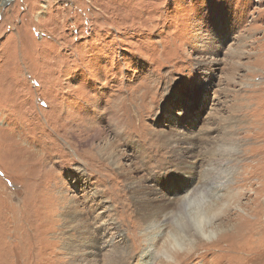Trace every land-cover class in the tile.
<instances>
[{
    "label": "rangeland",
    "instance_id": "rangeland-1",
    "mask_svg": "<svg viewBox=\"0 0 264 264\" xmlns=\"http://www.w3.org/2000/svg\"><path fill=\"white\" fill-rule=\"evenodd\" d=\"M195 190L216 237L154 263L264 264V0H0V264H142Z\"/></svg>",
    "mask_w": 264,
    "mask_h": 264
},
{
    "label": "bare ground",
    "instance_id": "bare-ground-1",
    "mask_svg": "<svg viewBox=\"0 0 264 264\" xmlns=\"http://www.w3.org/2000/svg\"><path fill=\"white\" fill-rule=\"evenodd\" d=\"M7 1H9V0H3V4L7 3ZM197 191H199V190L193 191L192 195H190L189 197H186V198H181L180 200H177V199L174 200L173 198L170 199V198L166 197L167 199L164 198L163 203L160 204L159 208L155 212L145 214L144 220L146 222L144 221L145 222L144 224H146L147 227L145 229L148 232V234L145 236L146 237L149 236V239H148L149 242H148V246H144L146 248L141 252V255H140L142 264H155L154 263V259H155L154 258V256H155L154 255V249L152 248V246L154 244V239L156 237H159L157 235H161V234H159V232L161 231L162 226H164V225H167V224L171 225V223H174V226H172L173 232L170 236H168L167 241L164 244L166 252L169 248L171 250H174V251H179V250L182 251L183 250L182 253L185 254V258L189 257L191 254L194 253L192 251L194 249L193 246L197 242H199V243L204 242V241H210L211 242V239L213 237H216L215 232H217V231H216V229L211 227L212 220L215 217H217V214H218V213L216 214L215 205L210 204V202L206 198L205 194L197 193ZM176 207L178 208V210L175 213L174 209ZM163 216H165L164 219H163ZM173 216H176V219L173 218ZM177 217H178V219H177ZM141 221H142V218H141ZM157 224H159V225H157ZM221 224L223 226L221 229V230H223L222 232L227 233L228 230L224 229V227L226 226L225 222L221 223ZM169 228H171V226H169ZM145 229H143V231ZM137 237H139V236H137ZM227 238H229L228 233H227ZM164 239H166V238H164ZM221 239L224 240V238H221ZM230 239H232V238H230ZM155 240H157V239H155ZM159 240H161V239H159ZM230 244L231 243H228V241L226 240L224 244H220L218 246V248L215 249V251L217 253L214 251V254H213L214 257L213 258H214V260H216L217 264H230V261H229L230 258H228V257H229L230 249L232 250V248H233V246L231 247ZM140 246H141V244H140ZM236 248H238V247H236ZM130 250L128 249V245H126V246L124 245V246L117 247V248L113 249L112 253L109 254V260H108L107 264H124L125 261H127V262L131 261L132 262V259L134 256L130 255ZM236 250L238 252L241 251L240 249H236ZM222 254H224V256ZM205 255H207V254H205ZM235 256L239 257L240 254L235 255ZM235 256H234V260L236 258ZM167 260L171 262V260H169V259H167Z\"/></svg>",
    "mask_w": 264,
    "mask_h": 264
},
{
    "label": "clouds",
    "instance_id": "clouds-1",
    "mask_svg": "<svg viewBox=\"0 0 264 264\" xmlns=\"http://www.w3.org/2000/svg\"><path fill=\"white\" fill-rule=\"evenodd\" d=\"M166 264H172V262L168 261V262H166Z\"/></svg>",
    "mask_w": 264,
    "mask_h": 264
}]
</instances>
